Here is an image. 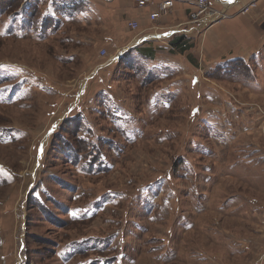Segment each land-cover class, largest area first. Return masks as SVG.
Masks as SVG:
<instances>
[{
    "label": "rangeland",
    "instance_id": "rangeland-1",
    "mask_svg": "<svg viewBox=\"0 0 264 264\" xmlns=\"http://www.w3.org/2000/svg\"><path fill=\"white\" fill-rule=\"evenodd\" d=\"M72 27L39 36L0 17V71L9 80L0 84V135L8 133L0 136V264H23V243L27 264H70L61 253L89 238L97 246L78 258L87 264L264 260L260 242V258L250 257L257 225L241 203L264 199V164L258 173L228 169L240 145L264 162V51L235 74L217 75L220 87L203 68L192 70L169 108H145L148 88L131 74L112 78L122 51L106 56L95 45L74 58ZM209 88L222 102L212 104L218 93ZM100 93L127 125L109 122ZM78 116L77 143L67 129ZM243 123L249 130L238 136ZM89 147L100 165L85 159Z\"/></svg>",
    "mask_w": 264,
    "mask_h": 264
},
{
    "label": "crops",
    "instance_id": "crops-1",
    "mask_svg": "<svg viewBox=\"0 0 264 264\" xmlns=\"http://www.w3.org/2000/svg\"><path fill=\"white\" fill-rule=\"evenodd\" d=\"M80 1L82 7L77 9L69 21L74 28L70 41L86 43L91 48L100 45L97 52L104 50L108 55L120 49L123 56L129 49L138 48L142 56L151 60L152 65L157 63L169 71L172 70V79L162 86L163 90L169 93L180 90L184 92L187 82L184 78L189 79L192 70L199 71L203 68L205 74L216 72L215 68L224 67L232 61L247 64L264 51V0H233L232 3L225 0H209L212 9L226 15V19L216 23L209 19L190 21L196 0H172L171 13L154 23L148 19L150 9L139 10L133 0H115L109 5H104L98 0ZM251 2H254L255 6L250 13L240 14L241 8ZM130 21L138 22L137 32L128 28ZM170 43H177L178 46L170 50ZM217 80L208 82L220 87L214 83ZM210 88L209 91L218 93L216 99L210 97L214 102L212 104H216V101L222 102L218 90L212 91ZM243 125L238 136L249 130V125ZM228 133L234 136V131ZM260 156L262 158L261 153ZM261 158L242 165L243 170L253 173H258L259 169L263 170L264 162ZM243 170L239 169L241 172H244ZM240 196L237 198H242ZM248 197L246 202L241 199V203L243 207L246 206L247 220L257 225L252 231L256 241L255 238L251 241L255 247L250 251V257L256 259L259 242L264 245V199H250V195ZM231 204L233 207L235 201ZM263 261L259 264H264Z\"/></svg>",
    "mask_w": 264,
    "mask_h": 264
},
{
    "label": "trees",
    "instance_id": "trees-1",
    "mask_svg": "<svg viewBox=\"0 0 264 264\" xmlns=\"http://www.w3.org/2000/svg\"><path fill=\"white\" fill-rule=\"evenodd\" d=\"M19 3V6L15 8V4ZM0 17L3 15H7V22L10 23V25L14 26L15 31L20 33H26L33 31L37 33V35H45L46 33H50L52 31H56L58 28H61L65 24H70L69 21L73 17V14H76L77 9L82 7L80 0H0ZM16 23L17 25H14ZM11 28L8 27L7 29ZM11 32V30H8ZM75 47L78 49L76 50V53H74V58H78V54H82V50L85 47H88L86 43H73ZM177 43H170V48L177 47ZM140 50L138 48H131L129 49L118 61H116L113 72H112V78L115 76V73L117 71L119 74H131L134 76L136 81L139 83L138 86L141 89H147V100L144 105L145 108H155L157 104L169 108L171 105V102L173 101V93H169L167 91H164L162 86L164 84L168 83L172 79V70H168L163 65H158L157 63L152 65L151 60L149 58H146V56H142L140 54ZM81 59L82 55L79 56ZM242 61H232L228 62L224 67H218L215 68L216 72H206V76L210 80H216L217 75L222 77L228 76L230 74H235L236 69L238 66H243ZM3 74V75H1ZM123 76V75H122ZM173 78L174 75H173ZM3 80V81H2ZM9 80H7V76L5 72L0 71V84L2 83L7 84ZM0 85V86H1ZM159 87V88H158ZM13 88V87H12ZM161 89V90H160ZM11 97V95H10ZM108 97V99H106ZM101 98L102 101H98L101 103H105L106 106H108L110 110V116H109V122H123L122 124L127 125L125 120H123L124 112L121 113V109L119 105H116L114 101H110L109 98H111L109 95L105 93L98 94V99ZM141 105V106H142ZM120 109V110H119ZM76 122L70 121V124L73 123L72 128L67 129L70 136L77 141V134L79 133V123L80 120L82 121V116L77 117ZM152 119L154 117H151ZM204 123H202L203 125ZM205 125V124H204ZM206 126V125H205ZM207 127V126H206ZM118 129V128H117ZM121 132V131H120ZM68 134L67 132H65ZM126 133V131H125ZM8 134V133H7ZM6 133H2L0 136H7ZM122 134H124L122 132ZM170 137H174L172 134ZM163 139L167 138L162 137ZM168 139V138H167ZM166 139V140H167ZM79 141V140H78ZM77 141V143H78ZM80 142V141H79ZM243 148L242 145L236 146V153L232 155V161L228 167L230 171L233 170H239L238 168H242V165H246L247 163L255 162L260 160L261 156L259 151H256L255 149L250 150L251 145H247L246 149ZM205 148V147H204ZM88 151V157L85 159L87 161H90V164L95 165L99 163V159H95V152L94 150L89 147L87 149ZM87 151L84 153L86 154ZM79 153V151L77 150ZM259 154V155H258ZM71 157L73 158L71 161L74 162L76 160L75 154L72 152ZM201 155H208V150L205 148V150L201 152ZM182 163L186 164L185 158H181ZM93 169H96L95 171H92ZM107 170L106 167L104 170L98 169V168H91L90 172H100ZM243 170V169H241ZM89 172V173H90ZM153 185L147 189L151 190ZM37 192V191H36ZM35 193V192H34ZM40 206L43 207V203L40 199H34ZM103 203V201H101ZM91 213L87 214L90 215ZM103 246H107L111 238H106L103 240ZM97 243L90 240V238L87 240L82 241H76L72 243L70 248L67 251H63L61 253L60 259L62 261H65V263L74 264L76 258L78 262H81L79 255L85 252V250H89L92 247H96ZM99 244V243H98ZM23 249L21 252H24L22 254V257L24 259L23 264H27L29 261H27V253H25V244L23 243ZM99 246V245H98ZM75 258V260H74ZM79 258V259H78ZM100 262H90L89 264H99ZM114 262L112 260H106L104 261V264H113ZM75 264H87L86 262L81 263H75Z\"/></svg>",
    "mask_w": 264,
    "mask_h": 264
},
{
    "label": "built area",
    "instance_id": "built-area-1",
    "mask_svg": "<svg viewBox=\"0 0 264 264\" xmlns=\"http://www.w3.org/2000/svg\"><path fill=\"white\" fill-rule=\"evenodd\" d=\"M104 5H109L115 0H98ZM136 8L139 10L142 9H150L148 14V19L150 22L154 23L160 20L163 17L168 16L173 9V1L172 0H164L161 2H157L154 0H133ZM255 6L254 2L249 3L245 7L241 8L240 14L247 15L250 13L251 9ZM201 19H209L212 23L219 22L221 20L226 19V15L223 12L216 11L212 9L210 6L209 0H196L194 9L190 15L191 22H197ZM128 28L132 32H137L139 30V24L137 21H130L128 23ZM173 48H170L172 50ZM107 53L104 50H101V53ZM105 58V57H104Z\"/></svg>",
    "mask_w": 264,
    "mask_h": 264
},
{
    "label": "snow or ice",
    "instance_id": "snow-or-ice-1",
    "mask_svg": "<svg viewBox=\"0 0 264 264\" xmlns=\"http://www.w3.org/2000/svg\"><path fill=\"white\" fill-rule=\"evenodd\" d=\"M225 2H227V3H232L233 0H225Z\"/></svg>",
    "mask_w": 264,
    "mask_h": 264
},
{
    "label": "water",
    "instance_id": "water-1",
    "mask_svg": "<svg viewBox=\"0 0 264 264\" xmlns=\"http://www.w3.org/2000/svg\"><path fill=\"white\" fill-rule=\"evenodd\" d=\"M122 57V55L121 56H119V58H117V61L120 59Z\"/></svg>",
    "mask_w": 264,
    "mask_h": 264
}]
</instances>
